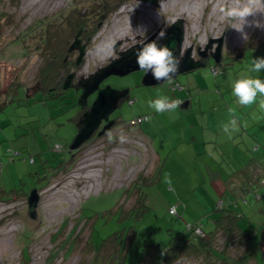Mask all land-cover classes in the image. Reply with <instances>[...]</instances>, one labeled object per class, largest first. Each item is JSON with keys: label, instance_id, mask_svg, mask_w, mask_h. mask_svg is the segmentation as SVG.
<instances>
[{"label": "rangeland", "instance_id": "374dc122", "mask_svg": "<svg viewBox=\"0 0 264 264\" xmlns=\"http://www.w3.org/2000/svg\"><path fill=\"white\" fill-rule=\"evenodd\" d=\"M75 1L82 8L81 13L85 12L89 18L90 26H87L85 37L77 36L79 43L84 45L82 59L74 63L78 55L76 48L62 55L68 65L61 68L62 76L59 70L54 79L59 81L56 82L59 86L68 72L75 75L71 83L84 80L153 34L156 36L152 40H156L161 31L177 20L182 21L184 30L182 50L190 46L192 54L200 50L204 51V56L210 54L211 57L217 42L205 52L206 44L210 38L222 37L221 60L215 63L214 59L205 58L202 66L155 84L142 83L144 72L140 69L108 75L101 85L127 89L112 113L115 123L102 135L88 138L74 149L71 145L80 125L81 116L76 119L80 105L68 98L75 92L72 87L63 94L52 90L54 85L44 86L45 71L52 68L50 60L54 57L48 53L49 49H44L43 39L37 38L39 30L33 25L39 20H54L68 11ZM234 2L158 0L154 4L144 0H15L13 3L0 0L3 13L0 16V90L4 92L9 86L15 88L14 99L0 109V193L3 194H0V264H100L97 256L94 257L96 262L91 260L94 254L91 248L116 230L128 232L132 229L134 233L125 250L124 263L136 264L146 244L164 246L173 241L171 237L175 235L187 236V224L196 222V218L203 220V230L210 229L213 216L219 212L214 206L202 205L206 196L198 191L190 196V191L199 190L200 180L193 168L196 165L186 161L173 167L169 175L155 177V164L149 153L152 142L142 133L133 134L134 127L128 121L139 112H151L149 103L160 96L170 98L168 92L173 91L175 80L192 79L193 71L204 79L205 87L197 94L203 92L205 96L212 93V79L222 84V93H228L226 79L258 77L264 80V71L251 70L253 59L264 57V0H252L253 15L247 17L246 22L227 18L219 11L222 6L232 7ZM247 2L240 0L241 4ZM90 5H94L95 10L88 15ZM137 26L147 28L146 36L135 31ZM58 34H54L55 41ZM74 39L68 37L64 47L69 48ZM212 66L222 67L224 72L214 76ZM185 78L181 84L186 83ZM21 83L29 88L28 93L34 87L31 95L16 87ZM93 95L85 98L84 103H91ZM261 100L264 97L258 96L256 105L259 108ZM183 107L184 101L179 108ZM193 108H198L197 102L193 103ZM243 108L250 112L255 110L253 105ZM149 132L152 137L154 133L151 129ZM121 135L125 137L123 143ZM142 175L146 178L143 184L136 182L134 188L143 199L132 204L138 194L132 187L126 189ZM150 176L155 178L149 179ZM253 179V186L257 187L256 176ZM227 181L232 184V180ZM177 182L185 184L189 192L176 194L171 185ZM33 190L35 207L28 204V195ZM229 194H232L235 209L243 213L244 230L250 232L248 249L238 261L264 264V186H259L255 192L234 187L232 192L228 189ZM226 199L227 195L222 198ZM117 202L125 208L133 205V211L120 218L122 209ZM187 202L184 213L181 209ZM173 206L178 211L170 213ZM209 237L208 232L200 242ZM216 238L214 245L221 248L227 238L223 233ZM24 246L28 256L26 252L23 254ZM239 246L230 241L227 250L238 256L244 248L243 244ZM203 263L201 257L185 253L170 264ZM213 264L217 262L214 260Z\"/></svg>", "mask_w": 264, "mask_h": 264}, {"label": "crops", "instance_id": "0c3cea01", "mask_svg": "<svg viewBox=\"0 0 264 264\" xmlns=\"http://www.w3.org/2000/svg\"><path fill=\"white\" fill-rule=\"evenodd\" d=\"M193 74L192 79L181 77L180 80H175L172 84L173 91L168 92L171 99L184 101L185 107L164 113L153 110V113L139 112L133 117L146 115L147 118L131 125L134 127L132 132L135 135L142 133L151 140L149 153L153 157L154 166L159 168V178L163 174L169 175L173 167L180 166V163L190 161L196 165L193 168L200 180V184H197L200 191L194 189L190 191V196L196 195L198 191L200 195L206 196V202H202V205L215 208L216 203L221 200L229 206L233 200L232 194L228 195V189L232 192L235 187L244 191L248 178L264 168V110L257 103L253 104L254 112L239 105L232 95L231 85L234 81L231 79L225 81V86L228 87L225 91L228 93L220 92L222 84L212 79V93L207 96L203 92L197 94L205 84L204 79L199 78V73L193 71ZM184 78L187 81L182 85L180 81ZM175 84L178 87L173 88ZM194 102L198 103L197 109L193 108ZM229 109L233 111L230 112ZM231 119L237 120L239 131L231 132L230 129L229 134L223 129ZM150 129L154 133L152 137ZM227 179L232 180V184ZM171 187L176 194L189 192V188L181 182L174 183ZM225 195L227 199L222 200ZM187 208L188 202L181 210L186 213ZM197 219L203 221L199 220L201 217L196 218V222ZM212 227L213 224L210 229Z\"/></svg>", "mask_w": 264, "mask_h": 264}, {"label": "trees", "instance_id": "16d2710c", "mask_svg": "<svg viewBox=\"0 0 264 264\" xmlns=\"http://www.w3.org/2000/svg\"><path fill=\"white\" fill-rule=\"evenodd\" d=\"M11 1L14 3L15 0H11ZM74 3L75 4H72V7L69 8L68 11L59 14L54 20H50V19H47L46 21L39 20L35 22L33 25L36 31L39 30L37 32L38 34L37 38L39 40H41V38L43 39L44 42L43 46L45 47L44 49H49L48 53H50L54 57V59L50 60L52 68L45 71L47 72L46 75H44V79H43L44 81L43 83L45 87L48 86L52 87L53 85L55 86L56 80L54 79L58 75L59 70L61 73L62 72L61 68H64L68 65L65 64L66 61H64V59L61 58L64 52L68 48V47L67 48L64 47V44H66L68 37L70 38H75L77 36L85 37V34L87 32L86 30L87 26L88 27L90 26V23H88L89 18L86 17L85 12L81 13L82 8L80 6L79 7L77 6V1H75ZM109 5L106 7V10L109 7ZM94 10H95L94 5H90V10H89L90 14L88 13V15L94 14ZM2 14L3 13L0 12V16ZM55 33H60V35L58 34L59 36L56 38V41L54 37ZM61 33H64V35ZM51 44H53L54 46H51ZM44 49L42 51L43 53H45ZM75 61L74 63H76ZM219 68L221 69L219 74L223 73L224 69L222 67ZM45 81L47 84H45ZM16 87L23 89L24 93H26L27 95L31 94L34 91L32 90L31 92L28 93L29 88L26 87L23 83H21L20 85H16ZM68 88H70V86ZM14 89L15 88L11 89V87L9 86L8 88H6L4 92L0 93V109H2L8 103V100L10 101L14 99V94H13ZM66 89L62 88V90H66ZM52 90L56 91L57 93L58 92L63 94L65 93V91L64 92L60 91L61 86L59 85L55 86ZM71 99L77 100L76 95L71 96ZM79 104L84 105V103H79ZM81 111L77 110L78 114ZM262 169L263 170L259 169V172H256L252 177L250 176L248 178L247 180L248 185L245 187V190L250 189L253 192H255L259 186H264V168L262 167ZM153 170L155 171L154 176L156 177V175L158 174L157 178H159V168L154 166ZM255 176L258 180V182H256L257 187L253 186L254 183L253 178ZM153 177L150 176L149 179L151 178L154 179L155 177L154 178ZM143 179H146L144 175H142V177L140 176L138 179L133 181L126 189L128 190L132 187L133 188L132 191H135L138 194V197L135 198V202L132 204H135L143 199L142 198L143 196L139 195V192L136 190V188H134V184H136V182H139L140 185L143 184ZM0 194L3 195L2 193ZM231 205L227 206L223 204L221 200L216 203L215 209L216 211L219 212V215H217V218L212 219L213 221L212 224L214 225V227H212L211 229L203 230V224L201 221L188 223L187 233H186L187 236L183 237L182 235H177V236L175 235L174 237H171L174 240L164 246H161L158 243H155L153 245L146 244L142 248L140 258L136 264H170L173 260L180 258V256L185 253H192L195 256L201 257L204 260L203 264H213L214 260L217 262V264H243V262L241 261L239 262L238 260L243 257L244 253H246L248 249L247 240L250 237L249 235L250 232L244 230L245 225L244 223L243 224L241 223V221H243L242 219L244 218L243 213H241L238 209H235V204H231ZM117 206H120L122 209L120 218L127 216L129 212L133 211V205L129 206L128 208H125L123 207L124 206L123 204H119L117 202ZM173 208L175 209L174 206ZM135 213L138 214L140 213V211H136ZM194 224L201 226V230H202L201 234L193 233L192 225ZM208 232L210 233L209 239L204 242H200L203 236ZM133 233H134L133 229L129 230L128 232H124V230L122 231L116 230L115 233L113 232L102 237L98 242L97 246L91 248L92 252L94 253L91 260L93 261L94 257L97 256L100 258V264H125L124 263L125 250L131 243ZM219 233L225 234L227 238L224 239L225 241L221 248H217L214 245L217 239L216 237ZM230 241H234L237 247H240L239 245L243 244L244 248L239 253L238 256L234 255V253H236L234 251L228 252L227 250L228 242ZM87 244L91 246L88 240H87ZM22 251L23 254L26 252L27 256L29 255L26 246L22 248ZM51 256H53L52 253ZM246 260L248 259L246 258ZM93 262H96L95 259Z\"/></svg>", "mask_w": 264, "mask_h": 264}, {"label": "water", "instance_id": "95a60500", "mask_svg": "<svg viewBox=\"0 0 264 264\" xmlns=\"http://www.w3.org/2000/svg\"><path fill=\"white\" fill-rule=\"evenodd\" d=\"M151 3H156L158 0H144ZM166 36L164 39H157L156 42L158 45H166L170 48L174 54V56L180 61L179 68L176 74L172 77L175 78L178 74L185 73L191 71L199 66L203 65V62L200 59H195L191 53V47H187L185 50H182V42L184 39V30L181 20H177L171 23L165 30ZM156 34L152 35L150 38L145 40L142 43H139L124 53H122L118 58H114L109 61L104 67L99 68L92 75L84 80H79L78 82L82 93L80 95V99L82 103H84V99L93 92H97L95 98L91 102L89 108L82 114V118L80 120V126L78 127L77 133L72 141V148H76L81 145L82 142L87 140L99 127L102 120H107L109 114H111L115 108L117 107L118 101H120L127 91L123 89H113L109 85H105L104 87H100V83L111 74H125L129 72H133L135 70H139L137 62H136V53L137 51L146 43L150 42ZM217 42V46L215 51L212 52L211 58L214 59L215 63H219L221 56V44L222 37L219 38H210L208 43L205 46V50L212 46V43ZM79 39L75 37V39L70 44L68 51L76 48L78 50V55L76 56V63H78L83 56L84 45H79ZM204 56V51L201 52ZM73 77V73H70L65 79L62 88L66 89L70 86L71 79ZM165 80L157 81L153 78L151 73L143 74L142 83L145 84H155L162 83ZM34 90V87H33ZM26 95V94H25ZM31 95V94H29ZM111 122H106L105 125L98 131L97 135H101L104 130H107L110 126ZM35 190L28 195V204L35 207ZM33 207V208H34ZM30 216H34L33 213H29Z\"/></svg>", "mask_w": 264, "mask_h": 264}, {"label": "clouds", "instance_id": "9594fccd", "mask_svg": "<svg viewBox=\"0 0 264 264\" xmlns=\"http://www.w3.org/2000/svg\"><path fill=\"white\" fill-rule=\"evenodd\" d=\"M252 0L241 4L240 0H235L232 7L222 6L219 11L227 18H235L246 22L247 17L253 15V10L250 7ZM139 34L146 36L147 28L144 26H137ZM166 32L161 31L157 39H164ZM136 62L138 68L145 72L151 73L153 78L157 81L171 80L179 68L180 61L174 56L172 50L166 45H158L156 40H152L144 44L136 53ZM252 71L259 73L264 71V57H257L252 61ZM219 75V72L213 73ZM232 95L236 98L241 106H250L257 102V97H264V80L256 77H242L236 79L232 85ZM182 101L171 99L168 96H160L151 101L149 107L157 113L175 111ZM260 107L264 108V100L260 101ZM232 112V109H229ZM234 115V113H233ZM129 122V121H128ZM231 132H238L239 127L236 119H231L228 124L224 125V131L230 134ZM109 141L112 140L111 132L107 133ZM120 142H125V137L120 136Z\"/></svg>", "mask_w": 264, "mask_h": 264}, {"label": "flooded vegetation", "instance_id": "af4514ba", "mask_svg": "<svg viewBox=\"0 0 264 264\" xmlns=\"http://www.w3.org/2000/svg\"><path fill=\"white\" fill-rule=\"evenodd\" d=\"M81 39V38H80ZM79 45H81V44H79ZM67 50H68V48H67ZM207 50V49H206ZM206 50H205V52H206ZM210 49H208V51H209ZM202 51H200V50H197L196 51V54L194 53V54H192L193 55V57L195 58V59H200L202 62H204V60H206L205 58H207V59H211V57H210V54L209 55H206V56H204L203 57V54L201 53ZM66 59V58H65ZM64 59V61H66ZM70 73H73V77H72V79H74V72H68V74L66 75V77L65 78H67V76L70 74ZM71 79V80H72ZM65 81V80H64ZM64 81L62 82V84H61V90L60 91H62V92H66V91H68V89L69 88H67L66 90H62V86H63V83H64ZM56 82H58L59 83V81L57 80ZM78 82H80L79 80L75 83V82H73L72 81V83L70 82V87H72L71 88V90H73V91H75L74 92V94H72L71 96H75L76 95V98L79 96V94H80V92H81V88H80V86H79V84H78ZM58 83L57 84H55V86H58ZM24 84V83H23ZM102 84V82L100 83V87H104L105 85H101ZM0 93H1V91H0ZM96 93L97 92H95V93H93L94 95H93V99L95 98V95H96ZM70 95H69V97H71ZM76 102V105L77 104H79V103H81L82 102V100L78 97L77 98V100H75ZM90 104L91 103H89V104H85L84 103V105L81 107V105L78 107V111H81V109L83 108V110L78 114V112H77V116H76V119L78 118V117H80L81 116V118H82V114L89 108V106H90ZM85 107H86V110L84 111V109H85ZM113 113V112H112ZM112 113H111V115L110 116H108V119L105 121V120H102L101 121V123H100V125H99V127L96 129V131L89 137V139H93L94 137H96V136H98L97 135V133H98V131L99 130H101V128L105 125V123L106 122H111V124H110V126L108 127V129H110L111 127H113V124L115 123V118L116 117H114L113 115H112ZM81 120V119H80ZM80 126V125H79ZM107 129V130H108ZM105 131V130H104ZM102 135V134H101ZM88 139V140H89Z\"/></svg>", "mask_w": 264, "mask_h": 264}, {"label": "built area", "instance_id": "2783aa9c", "mask_svg": "<svg viewBox=\"0 0 264 264\" xmlns=\"http://www.w3.org/2000/svg\"><path fill=\"white\" fill-rule=\"evenodd\" d=\"M220 70L221 69L219 67H217V66H212L211 67V72L212 73L220 72ZM175 87H178V84H175V86L173 88H175ZM146 118H147L146 115H138L136 117L131 118L129 120V124L130 125H136V124L142 122L143 120H145ZM170 212L171 213L175 212V209L173 207H171ZM192 227H193V233H196V234H201L202 233L200 225H195L194 224V225H192Z\"/></svg>", "mask_w": 264, "mask_h": 264}]
</instances>
